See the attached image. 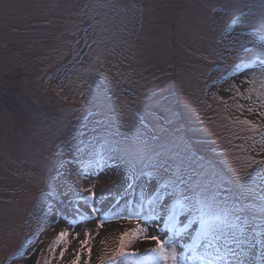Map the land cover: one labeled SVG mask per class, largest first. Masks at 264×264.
Here are the masks:
<instances>
[{"label": "rangeland", "instance_id": "obj_1", "mask_svg": "<svg viewBox=\"0 0 264 264\" xmlns=\"http://www.w3.org/2000/svg\"><path fill=\"white\" fill-rule=\"evenodd\" d=\"M262 37L264 0H0V264H23L29 250L26 264H71L85 230L92 253L81 250L80 264H112L120 234L136 227L114 214L136 210L145 180V193L172 183L189 198L193 214L181 219L195 236L201 199L251 172L248 157L264 159L235 122L264 123L246 111L261 90ZM254 74L255 84L242 83ZM97 162L115 165L123 182L92 179L98 213L88 220L80 173ZM141 171L153 179L134 180ZM101 216L128 225L108 249L95 224L84 226ZM62 230L60 258L64 245L51 246ZM246 235L248 264H261L260 235Z\"/></svg>", "mask_w": 264, "mask_h": 264}, {"label": "snow or ice", "instance_id": "obj_2", "mask_svg": "<svg viewBox=\"0 0 264 264\" xmlns=\"http://www.w3.org/2000/svg\"><path fill=\"white\" fill-rule=\"evenodd\" d=\"M260 44L262 47L259 56L264 57V37L260 39ZM241 47L243 48V45ZM253 66L247 65L246 67ZM258 66L261 90H258L256 99L246 111L249 114L255 113L260 120H264V59L259 60ZM233 67L240 73H244V69L239 64ZM232 75H237V72L233 71ZM242 83L255 84V74L252 79L246 77ZM230 88H235V85H231ZM248 91H254V89ZM237 95H241L238 89ZM244 99L250 100L252 97L245 96ZM257 107L260 109L259 112H256ZM237 109L238 111L245 110L239 104ZM235 122L244 125V130L252 133L247 139L252 141L254 148L258 147L259 152L264 153V123L239 118ZM247 160L246 167L252 168L256 165L251 172H245L243 176L238 174L235 180L221 179L216 191L201 199L200 207L195 209V223L199 225L195 236H190L187 232L189 224L181 219L186 212L189 215L193 214L191 201L182 193L178 194L174 184L165 183L148 193L141 189L140 201L135 211L130 209L126 214H114V218L118 220H135L136 227L120 234L118 247L108 257L109 261L112 264L115 262L118 264H248L241 244L247 239L249 224L255 225L251 232V242L255 243L256 236L259 234L261 246L264 247V159L257 160L250 156ZM106 168V165L97 162L88 175L83 173L80 175L82 179H98L105 174ZM133 179L151 180L153 177L152 173L141 171L139 176L133 174ZM94 189L93 184L78 192L79 198L92 208L91 213L86 217L88 220L96 218L98 213V209L89 204L97 196ZM169 199L171 203H168ZM160 209H163V212ZM66 223L72 226L73 221H66ZM105 223L107 221L101 216L97 219L96 227L102 228ZM149 229H152L153 234H149ZM78 235L72 238L77 239ZM184 236L190 237L191 244L185 246L177 243V239H182ZM68 238L69 232L62 230L57 234L51 246V251L54 252L57 245H64L60 249V258H63L67 251ZM92 238L91 233L85 230L84 239L79 240L80 247L76 250L71 264H80L81 250L87 252L89 259L91 258L92 249L89 245ZM134 240L151 241L155 246L146 249L144 253L126 251L127 244ZM200 249H203V252ZM188 252L191 255L186 254ZM138 256H145L148 259H129ZM89 259L84 260V264H89ZM45 264L49 262L46 261ZM261 264H264V260Z\"/></svg>", "mask_w": 264, "mask_h": 264}, {"label": "bare ground", "instance_id": "obj_3", "mask_svg": "<svg viewBox=\"0 0 264 264\" xmlns=\"http://www.w3.org/2000/svg\"><path fill=\"white\" fill-rule=\"evenodd\" d=\"M91 172V170H89L85 175H88ZM105 176V184L110 186V188H112L113 186H115L116 184H118V182H123V176L121 174L118 173L117 171V167L115 165L112 166V164L109 162V165L106 168V173L104 174ZM83 184L86 185L87 187H91L93 184L95 185V183L92 181V179H83ZM139 187V191L141 189L144 190H149L150 189V183L149 181H144L141 185L138 186ZM107 223H105L104 227L99 228V230L95 231L94 229V224L96 225L97 220H94V223H87L84 224V226L86 228H90L91 230H94V232L96 233V237L97 239H99V243L101 244V247H105L106 249L109 248V246H111L110 242L113 240V238L115 237L116 233L120 230H124L126 226L128 225H124L122 222L120 223H114L112 221H108L105 217H103ZM132 223L136 224L135 220H130ZM55 229H59L60 227H64L65 224L60 222V221H55ZM160 225H162V221L160 222ZM54 226V225H52ZM67 226V225H66ZM54 229V227H53ZM188 233H190L187 230ZM149 234H153L152 229H149ZM190 236H194L192 233H190ZM101 241H103V243H101ZM186 241V242H185ZM182 242H184V245H186L187 243H191V239L189 236H184L182 239H177V243L181 244ZM131 246L133 249L136 250H142L144 248L148 249L151 247H154L155 244L154 242L151 241H141V240H134L131 242ZM29 255H30V250L27 251V253L25 254L23 260V264H26L28 259H29Z\"/></svg>", "mask_w": 264, "mask_h": 264}]
</instances>
